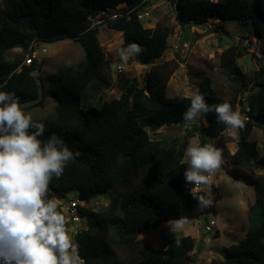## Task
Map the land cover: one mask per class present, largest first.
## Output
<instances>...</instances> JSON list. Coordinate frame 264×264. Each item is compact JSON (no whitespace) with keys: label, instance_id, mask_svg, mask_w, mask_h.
Instances as JSON below:
<instances>
[{"label":"trees","instance_id":"obj_1","mask_svg":"<svg viewBox=\"0 0 264 264\" xmlns=\"http://www.w3.org/2000/svg\"><path fill=\"white\" fill-rule=\"evenodd\" d=\"M167 1L185 36L191 27L203 26L209 20L218 21L214 32L222 35L228 32L220 21H249L255 38L264 43V0ZM141 2L0 0V84L7 82L0 90L15 92L24 111L44 107L50 96L55 103L52 113L37 120L46 125L45 137L55 133L70 150L81 153L69 162L61 178L50 183L48 198L63 201L66 194L74 193L87 204L109 190L115 194L100 212L78 207L86 225L74 240L85 264H189V254L196 247L191 236L173 238L166 248H152L148 242L158 241L156 230L162 224L196 220L203 213L214 211L221 198L212 188L210 206L202 210L200 198L206 200L205 192L196 191L184 178L188 167L183 161L186 146H164L149 135V131L183 125L182 114L190 106L191 97L167 95L176 64H153L167 50V40L177 32L176 27L157 21L153 28H145L135 15L108 23V28L122 34L124 44L135 42L143 48L139 62L151 67L144 73L141 86L136 79L125 81L118 98L97 101L112 86L113 78L97 36L98 27L91 28V21L102 11L131 9ZM66 39L80 44L84 58L50 75L51 86L46 90L38 72L42 62L34 61L29 67L21 65L24 53L33 41ZM241 55L236 45L229 46L219 55V67L231 68L230 75L242 79L236 64ZM260 60L251 88L254 93L247 99L252 121L246 126L251 130L255 125L264 129V63ZM236 81L245 91L246 84ZM197 89L209 105L227 101L235 109L236 97L219 96L210 77H204ZM203 117V124L188 128L198 133L197 146L212 145L217 140L224 149L223 155L232 161L225 173L254 190L261 219L260 226L248 231L245 240L224 249L222 260L213 258L209 264H264V154L259 156L257 143L248 140L242 130L234 153L228 154L227 142L222 138L224 125L217 122L214 112Z\"/></svg>","mask_w":264,"mask_h":264},{"label":"rangeland","instance_id":"obj_2","mask_svg":"<svg viewBox=\"0 0 264 264\" xmlns=\"http://www.w3.org/2000/svg\"><path fill=\"white\" fill-rule=\"evenodd\" d=\"M156 21H164L167 25L176 27L175 30L178 33L177 35H180V38L183 34L185 35V33H182V29L176 25L173 17V8L167 0L152 1L151 16L143 25L147 28L146 25L149 23L153 24ZM217 23L218 21L211 20L208 25L191 27L186 32V38L183 40L187 44V48H176L179 45V41L175 39L174 34L168 38L167 50L160 59L153 62V64H157L171 61L172 65L176 64L177 66L167 84L168 97H191L204 77H210L216 93L228 99L234 97L237 99L240 95L247 92L254 93L251 88L254 75L258 71L259 62L261 61L258 54L264 53V43L255 38L253 26L249 21H220V25L228 32V35L214 32V28L218 25ZM98 38L100 43H102L105 54H107L109 70L113 79L112 86L108 90H104V93L97 97V101L105 102L112 98H118L125 80L136 79L139 86H141L143 75L150 69L151 65L145 67L139 62H135L134 60L140 58V54L138 57L130 58L128 66L123 68L120 73H117L114 69V65L120 63L117 52L120 48L127 47L129 43L124 45L122 36L107 26H98ZM231 45H236L242 54L236 60V64L242 72V79L235 76L232 77L230 75L231 68L223 69L219 67L220 53ZM42 49H45V51L43 52ZM14 52L20 53L19 50ZM262 57L264 63V54ZM83 58L82 47L73 40L66 39L43 43L42 47H39L36 62H42V71L38 72L42 77L45 89H50V75L58 73L66 66L77 64ZM236 79L246 84L245 91H243V88L241 89ZM54 104L53 99L47 96L44 107H30L25 110V113L30 114L34 120H39L52 113ZM93 104L94 102L92 101L91 105ZM203 123V114L192 122L193 125L197 126ZM255 128L258 138H256V133L246 125L241 132L248 140H253L257 143V153L261 156L264 154V129L256 125ZM191 132L189 129H185L183 125H178L163 127L155 132L149 131V135L151 139L161 141L164 146L185 145L187 149L189 146H197L198 144V133ZM222 138L227 142L225 150L231 155L232 151L236 149V138L226 131L222 133ZM212 145L223 152L224 149L217 145V140ZM223 160L224 163L221 168L209 178V184L201 188L205 192L206 200L208 201L212 199V188H215L221 194V198L214 206V211L203 213L198 217L201 227L195 219L184 220L182 228L178 231L171 230L172 222L174 221L162 224L156 230L158 241L149 240L148 242L152 248H158L159 246L166 248L173 238L191 236L195 240L196 247L189 254V264H209L213 258L222 260L225 248L245 240L248 231L257 229L260 226L261 219L259 210L255 206L254 190L232 180L225 173V168L232 166V161L226 155H223ZM183 161L187 162L185 158H183ZM221 177L223 178V183L220 182ZM113 196H115L114 191L109 190L107 194L93 198L87 204L84 203V206L93 209L95 212H100L109 205ZM75 198H77V194L69 193L65 195L63 201L54 199H56L58 207L63 208L65 212L66 201ZM240 201L243 203L246 212L241 209ZM208 206H210V203L202 205V210ZM243 213L247 215V218ZM211 220L215 221L216 224L208 234L204 231V226ZM70 234L73 236L72 231H70ZM158 243L159 245L157 246Z\"/></svg>","mask_w":264,"mask_h":264},{"label":"clouds","instance_id":"obj_3","mask_svg":"<svg viewBox=\"0 0 264 264\" xmlns=\"http://www.w3.org/2000/svg\"><path fill=\"white\" fill-rule=\"evenodd\" d=\"M142 51L135 42L120 48V63L114 67H127ZM209 112L216 114L224 131L238 138L245 126L241 113L227 101L209 105L198 89L182 114L183 127H192ZM45 132V123L25 113L15 92L0 90V264H85L56 199L47 195L50 183L81 153L70 150L59 135L45 137ZM184 158L185 181L194 186L206 183L224 163L222 151L211 144L187 147ZM200 202L210 203L203 197ZM183 224V219L174 221L171 230Z\"/></svg>","mask_w":264,"mask_h":264},{"label":"built area","instance_id":"obj_4","mask_svg":"<svg viewBox=\"0 0 264 264\" xmlns=\"http://www.w3.org/2000/svg\"><path fill=\"white\" fill-rule=\"evenodd\" d=\"M152 1L153 0H142V2L131 8V9H113V10H105L100 13H98L96 16L93 17L91 21V27H97V26H107L108 23L117 20L118 18H121L123 16L130 17L132 15H135L137 19L143 24L146 22L150 16H151V11H152ZM210 20L206 23L208 25ZM178 33L176 32L174 34V37L176 40L179 41V45L176 46V48H187V44L180 38V35H177ZM43 45L42 42H31L28 52L25 53L24 59L22 61L21 65L24 66H31L34 61L37 60V55L39 51V47L41 48ZM44 52L45 49H42ZM258 52V51H257ZM263 54H258L259 59H263ZM20 69V68H19ZM115 71L117 73H120L123 69H118L114 67ZM251 95V92L244 93L240 95L236 102H235V110L241 113L242 117L244 118V124L246 125L247 123L251 122V115H250V109L249 106L247 105V99ZM254 129V128H253ZM209 182V179L207 180L206 183H202L199 186H195L194 189L197 190H202L201 188L206 187ZM84 201H80L79 198L71 199L66 201V208L65 212L64 209L63 213L66 218V223L68 224L70 231H72V237L74 239L75 234L82 230L85 225L86 221L81 215L79 214L78 207L84 206ZM198 222L197 224H200L201 227V222L199 219H196ZM215 221L211 220L208 224L204 226V231L206 233H210L212 231V227L215 226ZM84 260V259H83Z\"/></svg>","mask_w":264,"mask_h":264},{"label":"crops","instance_id":"obj_5","mask_svg":"<svg viewBox=\"0 0 264 264\" xmlns=\"http://www.w3.org/2000/svg\"><path fill=\"white\" fill-rule=\"evenodd\" d=\"M210 21H211V20H210ZM156 22H157V21H156ZM156 22H155V23H156ZM215 22H217V20H216ZM155 23H153V24H150V23H149L148 25H146V27H147V28H153L154 25H155ZM203 26H204V25H203ZM194 27H201V26H194ZM192 28H193V27H192ZM115 32H116V31H115ZM118 33L122 36V34H121L120 32H118ZM183 35H184V34H183ZM183 35H182V37H181L182 40H184V39L186 38V36H185V35L183 36ZM97 36H98V35H97ZM98 39H99V38H98ZM122 40H123V39H122ZM100 44H101V46H102V43H100ZM124 45H126V44H124ZM108 47H109V46H108ZM102 48H103V47H102ZM104 53H105V52H104ZM105 57H106V59H107V54H105ZM134 61L138 63V62H139V59H138V60H134ZM139 63H140V62H139ZM141 65H142V64H141ZM143 66L146 67V65H143ZM41 71H42V69H41ZM125 81H127V80H125ZM124 83H125V82H124ZM124 83H123V84H124ZM123 84H122V85H123ZM255 130H256V128H255V129H252V131H254V132L256 133V136H257V131H255ZM256 138H258V136H257ZM254 140H255V139H254ZM197 141H198V139H197ZM263 144H264V143H263ZM233 153H234V151H232L231 154H233ZM261 156H262V155H261ZM222 181H223V178L221 177V178H220V182L223 183ZM253 192H254V191H253ZM239 204L241 205V209H243V212H246V211L244 210L243 203L240 201ZM243 214H245V213H243ZM245 217L247 218V215H246V214H245Z\"/></svg>","mask_w":264,"mask_h":264},{"label":"water","instance_id":"obj_6","mask_svg":"<svg viewBox=\"0 0 264 264\" xmlns=\"http://www.w3.org/2000/svg\"><path fill=\"white\" fill-rule=\"evenodd\" d=\"M185 27H188V24H186V26ZM184 36V35H183ZM195 127H197V125H195Z\"/></svg>","mask_w":264,"mask_h":264}]
</instances>
